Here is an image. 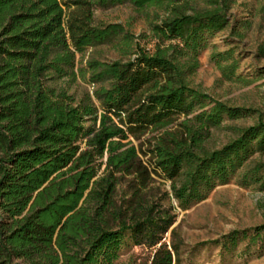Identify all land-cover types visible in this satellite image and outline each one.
I'll return each instance as SVG.
<instances>
[{
    "label": "trees",
    "instance_id": "trees-1",
    "mask_svg": "<svg viewBox=\"0 0 264 264\" xmlns=\"http://www.w3.org/2000/svg\"><path fill=\"white\" fill-rule=\"evenodd\" d=\"M125 3L161 12L151 48L120 24H95L96 8ZM231 4L0 0V264H113L127 246L140 250L129 264H180L177 209L231 181L264 191V119L208 148L212 130L252 110L190 81L209 39L229 27ZM117 37L126 59L83 62ZM212 48L223 79L252 82L236 75L232 49ZM76 77L91 86L79 98ZM262 234L264 225L251 244ZM243 238L232 231L215 243L230 250Z\"/></svg>",
    "mask_w": 264,
    "mask_h": 264
},
{
    "label": "rangeland",
    "instance_id": "rangeland-1",
    "mask_svg": "<svg viewBox=\"0 0 264 264\" xmlns=\"http://www.w3.org/2000/svg\"><path fill=\"white\" fill-rule=\"evenodd\" d=\"M160 14L156 9L138 10L125 3L96 8L94 21L97 25L120 24L133 35L136 43L151 48L155 41L150 36L149 25ZM229 15V27L209 39V46L200 53L199 67L190 81L212 98L229 106L250 109L252 113L240 119L225 120L220 128L212 130L206 143L211 149L230 141L238 127L251 126L259 118L264 119V0H232ZM233 27L234 34L230 30ZM213 46L216 51L232 49L239 61L236 75L252 82L245 85L235 79H223L210 60ZM125 49L124 41L117 37L107 44L85 50L82 59L83 62L90 58L104 62L126 59L122 56ZM82 65L78 63L77 66ZM63 83L68 82L61 81ZM85 91H91V86L76 77L70 84V93L79 98ZM261 159L264 160V156ZM155 179L161 190H168V182ZM176 214L173 226L184 243L180 264H264V238L256 245H252L249 238L255 228L264 225V191L240 187L231 181L216 186L204 200L187 210L177 209ZM232 231H247V238L240 239L230 250L215 243ZM133 255L139 258L140 250L124 247L113 264H129Z\"/></svg>",
    "mask_w": 264,
    "mask_h": 264
}]
</instances>
